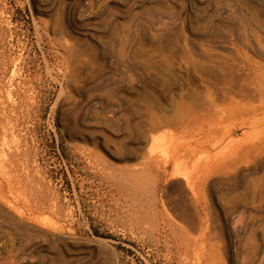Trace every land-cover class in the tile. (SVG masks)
I'll return each mask as SVG.
<instances>
[{
  "label": "rangeland",
  "instance_id": "374dc122",
  "mask_svg": "<svg viewBox=\"0 0 264 264\" xmlns=\"http://www.w3.org/2000/svg\"><path fill=\"white\" fill-rule=\"evenodd\" d=\"M0 264H264V0H0Z\"/></svg>",
  "mask_w": 264,
  "mask_h": 264
},
{
  "label": "crops",
  "instance_id": "0c3cea01",
  "mask_svg": "<svg viewBox=\"0 0 264 264\" xmlns=\"http://www.w3.org/2000/svg\"><path fill=\"white\" fill-rule=\"evenodd\" d=\"M221 65H217V79L220 80V71ZM224 69V67H223ZM208 70H212L211 72H214V68H210L208 66ZM209 75V74H208ZM227 81L229 83L221 86V92L226 94V97H220L216 100L217 107H227L231 108L235 105L239 106L241 102L243 101L245 103V106L249 108H256V99H255V90H252L250 86L247 88L246 86L244 88H241V85L239 83V76L236 74H232V76H227ZM232 82V84L230 83ZM223 87V88H222ZM217 91H220V85L217 86ZM249 93L248 97H245L243 100L240 96V93ZM252 92L254 95L252 96ZM236 114L239 115V113H234L232 110L229 112V115L224 117L223 119H218L216 116H214L213 112H208L206 118H201V125H204V128L207 130V141L211 142L215 139V136L217 135L219 138L227 139L228 136L232 133H236V128L239 127L240 120L236 118ZM238 137V136H237ZM235 138V137H233ZM255 145H248V150L251 151L252 149L255 150ZM234 164V160H230L229 163H225L226 166H230Z\"/></svg>",
  "mask_w": 264,
  "mask_h": 264
},
{
  "label": "bare ground",
  "instance_id": "6f19581e",
  "mask_svg": "<svg viewBox=\"0 0 264 264\" xmlns=\"http://www.w3.org/2000/svg\"><path fill=\"white\" fill-rule=\"evenodd\" d=\"M204 104H205V103H204ZM180 171H181V170H179V168L176 166V168H175V172H174L173 175L176 176V177L179 176V175L181 174ZM212 171H213V170H209V171L206 173V176L209 175L210 173H212ZM203 173H204V171H203ZM201 175H202V174H201ZM184 198H185V197H184Z\"/></svg>",
  "mask_w": 264,
  "mask_h": 264
}]
</instances>
